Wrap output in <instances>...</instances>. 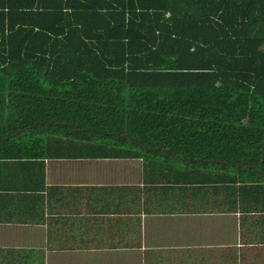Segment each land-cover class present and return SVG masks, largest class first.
Masks as SVG:
<instances>
[{
    "label": "trees",
    "instance_id": "trees-1",
    "mask_svg": "<svg viewBox=\"0 0 264 264\" xmlns=\"http://www.w3.org/2000/svg\"><path fill=\"white\" fill-rule=\"evenodd\" d=\"M64 156L105 157V0H0V159ZM107 157L260 187L264 0H107Z\"/></svg>",
    "mask_w": 264,
    "mask_h": 264
},
{
    "label": "crops",
    "instance_id": "crops-1",
    "mask_svg": "<svg viewBox=\"0 0 264 264\" xmlns=\"http://www.w3.org/2000/svg\"><path fill=\"white\" fill-rule=\"evenodd\" d=\"M148 174L107 157V264H264V182ZM0 264H105V157L0 159Z\"/></svg>",
    "mask_w": 264,
    "mask_h": 264
}]
</instances>
